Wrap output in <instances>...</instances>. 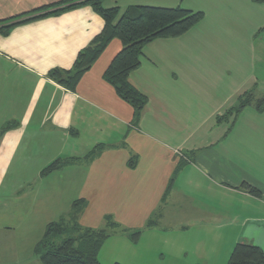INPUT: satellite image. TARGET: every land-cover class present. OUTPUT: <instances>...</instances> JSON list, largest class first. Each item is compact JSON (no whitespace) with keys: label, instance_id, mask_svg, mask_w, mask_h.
Listing matches in <instances>:
<instances>
[{"label":"crops","instance_id":"1","mask_svg":"<svg viewBox=\"0 0 264 264\" xmlns=\"http://www.w3.org/2000/svg\"><path fill=\"white\" fill-rule=\"evenodd\" d=\"M57 1L0 0V25ZM102 6L118 9L114 23L130 6H180L203 18L178 37L144 46L129 75L147 98L136 123L132 107L102 78L122 47L119 39L108 42L73 91L49 76L51 69H69L102 29L89 5L0 31L4 256L33 262L45 226L72 218L78 200L79 226L114 224L98 251L100 264H130L115 250H129L125 257L136 261L167 257L170 264H226L240 241L264 252V109L257 107L264 101V3L104 0ZM245 92L250 102L229 111ZM57 159L69 162L42 174ZM11 232L15 239L4 238Z\"/></svg>","mask_w":264,"mask_h":264},{"label":"trees","instance_id":"2","mask_svg":"<svg viewBox=\"0 0 264 264\" xmlns=\"http://www.w3.org/2000/svg\"><path fill=\"white\" fill-rule=\"evenodd\" d=\"M104 0H59L52 4L44 5L28 14L12 17L9 23L0 25V31H5L10 25L34 19L48 14H57L64 10L79 5H89L103 19V27L91 42L81 49L69 69L54 68L49 76L67 89L74 90L77 82L84 72L104 50L108 42L117 38L122 47L113 57L102 74V78L115 90L118 97L128 103L133 109L132 122L136 123L147 103V98L129 81V75L140 65V59L144 46L156 39L178 37L203 18L200 11H191L180 6L165 8L153 6L127 7L117 22L114 20L118 14L117 8H104ZM264 3V0H254ZM264 31V26L260 32ZM251 94L243 93L238 104L229 109L236 114L251 100ZM257 105L258 110L264 109V101ZM226 111L222 116H227ZM69 161L57 159L49 164L42 174L50 173ZM251 193L258 194L254 188L244 185ZM82 200L72 204L73 216L82 206ZM72 218H60L45 226L43 234L33 247V253L41 264H100L97 254L104 240L110 235L114 226L109 223L106 229L83 228ZM140 231L130 235L136 242ZM119 264V263H115ZM226 264H264V252L260 247L240 241L235 244Z\"/></svg>","mask_w":264,"mask_h":264},{"label":"rangeland","instance_id":"3","mask_svg":"<svg viewBox=\"0 0 264 264\" xmlns=\"http://www.w3.org/2000/svg\"><path fill=\"white\" fill-rule=\"evenodd\" d=\"M259 54V53H258ZM114 230H110V233L113 232ZM4 234V233H3ZM16 235L14 233H6L4 235V238H6L7 240H13L15 239ZM5 239V240H6ZM26 247V246H25ZM26 249L23 248L22 252L25 251ZM28 253L30 254V248L27 247ZM115 257L120 258V260H124V262H130V264H170V261L168 260L167 257L165 258H157V259H138L139 261H136V259H128L126 256L130 255V251L129 250H120V251H116L115 250ZM122 253H124V256H122ZM5 254L3 253L2 248H0V264H41L39 259L35 256V254L33 255V258L31 259L33 262H28V263H24L23 261L25 260H21V261H15L12 259V261L9 259V257L4 256ZM102 259L105 260V254L103 257H101ZM115 260V259H113ZM110 261H105V263L103 264H110ZM115 262V261H113ZM122 262V261H121Z\"/></svg>","mask_w":264,"mask_h":264}]
</instances>
